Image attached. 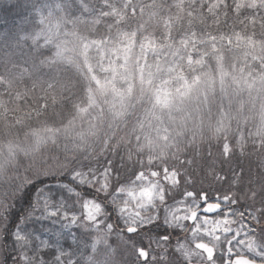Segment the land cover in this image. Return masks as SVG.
<instances>
[{
    "label": "trees",
    "instance_id": "16d2710c",
    "mask_svg": "<svg viewBox=\"0 0 264 264\" xmlns=\"http://www.w3.org/2000/svg\"><path fill=\"white\" fill-rule=\"evenodd\" d=\"M55 32L57 37L53 35ZM107 38L117 43L124 40L147 43L158 49V61L153 69L157 74L163 72L168 79L161 84L169 87V99L155 101L151 90L150 94H143L141 100L154 101V110H145L146 104L143 110L133 113L127 110L122 119L128 123L148 116L155 126L166 120L169 129L178 130L168 137L172 139L170 151L161 161L146 160L138 151L115 156L117 161L123 158L129 168H138L141 163L146 169L149 164H167L181 171L188 168L195 179L202 180L203 186L208 187L216 182L205 162L216 158L220 148L228 143L233 152L230 167L237 175L243 174L232 191L242 198L250 196L252 191L262 190L264 130H260V110L251 105L262 101L253 99L248 91H231L228 74L219 82L216 69L217 64H221L231 74L264 81V0H0V151H5L8 144L25 140L35 130L61 128L56 135L58 147L52 145L50 150L59 155L66 166L56 173L79 164H90V156L97 152L91 148H84L82 155L71 152L64 143L67 133L63 126H70L71 120H76L77 110L86 102V89L91 80L85 79L83 72L72 64L64 67H51V64L55 44L60 40L81 44L89 39ZM225 40L233 47L232 54L239 56L245 51L252 66L242 61L238 63L225 51L215 57L208 43ZM192 46L208 52L194 65L187 59ZM161 61H166L163 70L159 65ZM208 78L215 89H208L204 94L199 92L201 95L197 98L184 96L199 89ZM188 81L191 89L178 96ZM221 98L225 99L222 105ZM180 99L182 101L177 103ZM171 100L172 106L166 108L164 102ZM239 103L242 107H238ZM113 157L109 152L107 158ZM190 160L195 164L189 168ZM16 161L19 164L16 170L27 168L26 159ZM221 170L227 172L231 180L229 166L221 168L217 163L216 171ZM26 173L17 182L33 175L30 171ZM34 179L29 180V186ZM46 182H51V178ZM228 186L225 184V188ZM244 203L253 205L252 199ZM255 206H260L259 198ZM46 226H50L47 221L30 225L38 230ZM71 232L78 233V230L72 228ZM47 235L41 232L42 238ZM114 236H109L108 241H115Z\"/></svg>",
    "mask_w": 264,
    "mask_h": 264
},
{
    "label": "snow or ice",
    "instance_id": "6c2138e0",
    "mask_svg": "<svg viewBox=\"0 0 264 264\" xmlns=\"http://www.w3.org/2000/svg\"><path fill=\"white\" fill-rule=\"evenodd\" d=\"M232 155L225 143L205 162L216 182L208 187L188 168H129L115 156L59 174L41 168L19 182L0 169V264H116L114 241L91 239L96 231L131 243L122 264H190L182 247L189 238L207 264H264V247L253 236L264 234V187L238 198L232 188L243 174L230 167ZM217 163L229 166L231 180L216 171ZM38 221L50 226L30 227ZM73 226L82 231L72 233ZM202 237L214 238L216 246Z\"/></svg>",
    "mask_w": 264,
    "mask_h": 264
},
{
    "label": "rangeland",
    "instance_id": "374dc122",
    "mask_svg": "<svg viewBox=\"0 0 264 264\" xmlns=\"http://www.w3.org/2000/svg\"><path fill=\"white\" fill-rule=\"evenodd\" d=\"M53 35L56 36L57 32ZM119 43L108 38L104 40L89 39L81 44L79 42L67 43L64 40L56 42L55 57L53 63H50L51 67H64L65 64H72L83 72L85 79L91 80L86 89V102L77 110L76 120H71L70 124L72 125L70 126H63L67 133L64 143L69 146L71 152L76 154L82 155L84 148L94 149L97 155L90 156V164L106 159L109 152L114 156L122 157L127 153L138 151L142 158L144 155L146 156V160L150 161L153 158V160L161 161V157L166 158L170 151L169 147H171L172 139L168 137L176 134L178 130L172 131L169 129L170 124L166 120L163 121L164 124L161 122V125L155 126L153 120L150 121L148 116L141 120H131L128 123L122 119L124 112L127 110L130 109L129 112L132 113L138 111V109L143 110L142 108L146 104L145 110H154L156 106L154 101L141 100V96L145 93L150 94L151 90L154 91L155 101L169 99V87L161 84L162 82L166 83L168 79L164 77L163 72L157 74L153 69L158 61V49L149 47L147 43L136 44L132 40H124ZM208 45L215 57H219L224 51L231 53L233 50L227 40L210 41ZM189 49L190 53L187 55L189 64L194 65L195 62H201L208 55L204 48L196 49L195 46H192ZM232 56L237 59L238 63L242 61L247 63L248 66H252L246 58L248 55L245 51L240 52L239 56L235 54H232ZM252 60L254 59L252 58ZM164 63L166 61H161L159 65L163 66ZM217 65L216 71L219 82L228 74L231 91L241 89V91H248L253 99H261L262 102L254 101L251 105L258 108V111L260 110L259 125L260 130H264V81L262 78L255 79V77L252 78L249 75L237 76L231 74L230 70L221 64ZM194 80L196 81V79ZM152 81L155 84H152ZM212 82L208 78L199 86V89L197 88L198 90L193 89L191 93L185 94L187 89L190 90L192 87L188 81V84L183 88L185 90L182 92L180 90L178 96L185 94L186 97L193 95L194 98H197L208 89H215ZM223 85L226 87V84ZM224 98L219 100L221 105L224 103L222 102ZM181 101V99L177 100V103ZM172 102V100L166 101L164 105L166 108H170ZM238 107H242L240 103ZM177 108L180 110L179 105ZM144 113L152 114L147 113V111ZM60 129L57 131L35 130L28 137L29 139L21 140L20 143L8 144L5 151H0V169L7 168L10 175L18 178L21 175L24 177V175H27L26 172L29 171L34 175L41 168H47L55 173L58 172L60 168L66 166V162L60 160L59 155L50 150V146L58 147L59 141L56 139V135L60 134ZM70 130L71 132L68 133ZM126 130L127 132H125ZM16 156L27 160L26 169L16 170L19 166L16 163V160H18ZM235 218L239 222V216L237 215ZM73 228L77 227L73 226ZM77 230L78 232L82 231L78 228ZM253 236L257 238L256 243L264 247V234L257 231L253 233ZM108 237L106 231L91 233V239L93 240L107 242ZM114 237L115 241L112 247L116 249L115 261L116 264H122L132 245L130 242L117 239L116 235ZM202 238L206 242H211L213 246L217 244L214 238L210 241L207 237ZM193 243L194 240L189 238L186 246L182 245L185 254L192 257L190 262H204L207 264L206 259L202 257L200 252L192 247ZM125 244H127V247ZM155 250L159 252L158 249Z\"/></svg>",
    "mask_w": 264,
    "mask_h": 264
},
{
    "label": "water",
    "instance_id": "95a60500",
    "mask_svg": "<svg viewBox=\"0 0 264 264\" xmlns=\"http://www.w3.org/2000/svg\"><path fill=\"white\" fill-rule=\"evenodd\" d=\"M190 264H206L204 262H190ZM257 264H259V262L257 261Z\"/></svg>",
    "mask_w": 264,
    "mask_h": 264
}]
</instances>
